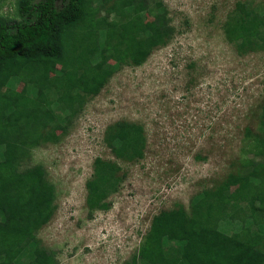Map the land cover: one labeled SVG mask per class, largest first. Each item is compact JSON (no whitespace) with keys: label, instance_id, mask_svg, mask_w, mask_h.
Segmentation results:
<instances>
[{"label":"trees","instance_id":"trees-1","mask_svg":"<svg viewBox=\"0 0 264 264\" xmlns=\"http://www.w3.org/2000/svg\"><path fill=\"white\" fill-rule=\"evenodd\" d=\"M15 10L13 21L0 17V264H56L36 238L53 214L55 188L42 166H20L30 150L58 142L56 126L69 129L87 91L100 92L112 77L110 61L141 66L173 29L163 11L148 37L141 14L159 13L156 0H16ZM222 28L238 53L264 51V5L236 3ZM104 142L117 161L142 159L146 147L143 126L127 121L108 126ZM243 144L235 173L188 210L154 216L125 264H264V104L258 135L246 129ZM120 170L94 160L85 185L90 215L109 209ZM234 178L237 189L226 194Z\"/></svg>","mask_w":264,"mask_h":264},{"label":"rangeland","instance_id":"rangeland-1","mask_svg":"<svg viewBox=\"0 0 264 264\" xmlns=\"http://www.w3.org/2000/svg\"><path fill=\"white\" fill-rule=\"evenodd\" d=\"M15 2H3L2 19H16ZM238 2L264 5L156 0L160 12L141 18L151 38L165 11L173 29L166 44L154 47L141 66L110 61L116 68L112 77L100 92L87 91L69 129L56 126L58 142L29 151L20 169L42 166L56 192L53 214L36 233L56 264L129 262L154 216L178 205L188 210L203 190L235 173L244 132L258 135L264 104V51L240 54L224 36L222 25ZM14 88L19 91L21 84ZM118 121L143 126L142 159L117 161L105 145L106 128ZM96 158L121 166V181L107 199L109 209L90 215L85 185ZM237 184L234 178L226 194Z\"/></svg>","mask_w":264,"mask_h":264}]
</instances>
